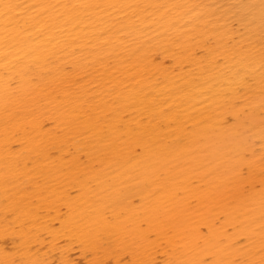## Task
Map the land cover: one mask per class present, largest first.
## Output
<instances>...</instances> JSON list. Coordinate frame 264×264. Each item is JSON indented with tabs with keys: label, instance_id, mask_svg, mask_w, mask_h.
<instances>
[{
	"label": "bare ground",
	"instance_id": "6f19581e",
	"mask_svg": "<svg viewBox=\"0 0 264 264\" xmlns=\"http://www.w3.org/2000/svg\"><path fill=\"white\" fill-rule=\"evenodd\" d=\"M0 264H264V0H0Z\"/></svg>",
	"mask_w": 264,
	"mask_h": 264
}]
</instances>
